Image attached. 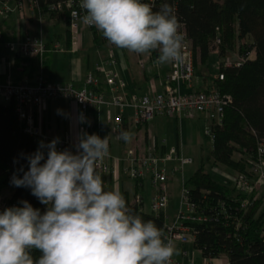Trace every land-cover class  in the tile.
<instances>
[{
    "label": "trees",
    "instance_id": "obj_1",
    "mask_svg": "<svg viewBox=\"0 0 264 264\" xmlns=\"http://www.w3.org/2000/svg\"><path fill=\"white\" fill-rule=\"evenodd\" d=\"M35 1L40 9V15L34 16L35 19L53 21L55 28L63 27L65 46L69 49V10L64 6L68 0ZM164 3L175 9L191 42L193 88L205 92L213 90L220 95H228L231 99L224 108L221 125L213 128L214 138L206 155V163L226 167L233 171L232 174L247 173V157L235 160L234 154L253 155L258 143L264 141V0H156L153 9L159 10ZM53 5L62 6L58 11H50ZM12 16L1 22L10 26L9 19ZM89 31L94 44L107 41L96 27L89 28ZM2 36L4 38L0 42H5V33ZM57 37L61 35L57 34L56 39L46 42L49 50L58 42ZM246 39L251 41L250 45L246 44ZM236 44L243 58L239 66L227 67L223 60L216 77L196 69V58L199 64L210 67L212 52H216L219 58H224L225 53L232 51ZM51 52L45 54L44 69ZM250 52L254 53L251 59L248 57ZM33 60L36 59L15 56V66L19 73H27L29 79L34 76L28 68ZM219 75L223 77L222 80ZM90 114L91 119L88 118L84 132L99 135L97 112L93 109ZM39 145V140L24 131L14 102H0V195L4 190H10L9 202L23 206L20 202L26 200L43 214L47 206L32 195L30 188L16 187L11 183L13 174L23 177V172L19 169L23 167L24 171L28 170L27 156L36 152ZM203 165L204 163L184 182L188 200L207 216L206 221L185 223L193 234V248L200 252L203 259L225 256L228 264H264V240L261 237L264 231L262 186L249 197H255V200L246 212H238L237 218L241 225L236 229L231 219H224L228 212H225L220 203L224 202V208H228L232 200L238 204L245 196L236 193L232 186L213 180L204 171ZM123 196L127 206L135 214L145 221H154L164 231L163 218L140 211L137 206L129 204L126 193ZM32 255L38 258L41 253L33 250Z\"/></svg>",
    "mask_w": 264,
    "mask_h": 264
},
{
    "label": "clouds",
    "instance_id": "obj_2",
    "mask_svg": "<svg viewBox=\"0 0 264 264\" xmlns=\"http://www.w3.org/2000/svg\"><path fill=\"white\" fill-rule=\"evenodd\" d=\"M79 7L86 14L72 18L117 48L158 52V65L183 62L185 37L170 4L154 10L144 0H81ZM80 122H87L83 115ZM119 138L129 142L132 133ZM58 143L41 141L27 156L28 170L19 169L23 177L13 174L11 183L30 188L47 209L41 214L25 200L0 211V264H171L179 249L162 229L135 214L120 191L106 189L99 162L109 155L108 136L81 131L75 153Z\"/></svg>",
    "mask_w": 264,
    "mask_h": 264
},
{
    "label": "built area",
    "instance_id": "obj_3",
    "mask_svg": "<svg viewBox=\"0 0 264 264\" xmlns=\"http://www.w3.org/2000/svg\"><path fill=\"white\" fill-rule=\"evenodd\" d=\"M155 1L144 0L152 6ZM80 2L81 0H68L64 4L69 10L70 46L67 51L73 55L76 54L75 33L78 29V23L82 22L79 17L86 14L84 10L80 9ZM61 6L53 5L50 7V11H58ZM73 13H79V17L73 19ZM13 14L36 16L37 14L40 15V9L35 0H0V18L5 19ZM39 21L42 22L43 19L39 18ZM85 26L88 29L95 27ZM180 30L185 37L182 49L183 62L168 64L164 71L161 89L157 90L154 85H151L150 91L143 95L127 93L126 82L116 69L112 49H108L103 62L84 77L81 87H75L72 83L49 82L44 69L45 54L48 51H61L62 49L58 45H53L49 50L41 31L38 35L21 31L14 40L5 43L6 48L16 57L38 60L39 71L34 74L33 81L25 79L19 84L0 83V99L13 101L24 131L44 143L49 138L43 133L41 125L37 122L36 111L42 110L49 100H68L76 104L79 111V133L84 131L87 123H81L80 116L83 115L88 121L90 112L93 109L98 111L102 105L112 107L117 112L113 122V132L115 133L120 132L124 113L127 110L133 113L132 121L136 126L143 125L155 117L173 118L182 115L186 118H192L195 114H200L206 119L204 135L212 143L213 128L221 125L224 108L227 107L231 99L230 96L220 95L213 90L205 92L193 88L192 46L182 25ZM0 36H2V29H0ZM135 55L137 56V65L144 68V65L151 61V57H156L157 60L158 52L135 53ZM242 61L243 58L232 63L225 62L224 65L227 67L239 66ZM222 78L219 75V79L222 80ZM153 141H151V148L145 152H140L136 147L130 148L126 151L124 158L119 160L124 163V175L132 180L135 189L129 204L137 206L144 213L163 218L164 237L171 240L172 243L186 244L190 242L192 244L193 234L190 227L185 223L206 221L207 216L203 211L198 210L193 202L188 200V191L184 187L185 181H183L179 209L174 216L168 217L166 209L169 198L166 186L169 175L177 172L182 173L184 167L191 165L193 160L182 156L179 147H170L168 150L155 152ZM74 144L71 136L67 135L59 140L57 149H69L75 153ZM109 160L110 155L99 162V170L104 182L112 172ZM246 161L247 173H237L231 177V180L229 179L235 192L244 195L245 198L238 204L232 200L228 204V208H224V202L220 203L225 212H228L224 219H231L236 229L241 225L237 218L238 212H246L255 200V197L251 199L249 197L261 186L264 195V141L258 143L255 153L247 156ZM145 181L148 182L152 190L148 204L149 212L143 210L144 199L141 189ZM8 198L9 196L0 195V211L8 207H22L18 203L9 202ZM261 237L264 240V231L261 233ZM182 256H186V253L182 252ZM171 264H228V261L225 256L206 258L202 262L192 260L183 262L172 257Z\"/></svg>",
    "mask_w": 264,
    "mask_h": 264
},
{
    "label": "crops",
    "instance_id": "obj_4",
    "mask_svg": "<svg viewBox=\"0 0 264 264\" xmlns=\"http://www.w3.org/2000/svg\"><path fill=\"white\" fill-rule=\"evenodd\" d=\"M9 24L10 26H5L3 28V33H5V36L8 37H11L13 33L17 35L21 31H27L33 35H38L41 31L44 34L46 42H51L52 39H56L57 34L61 35V37H57V39L59 40L58 42H55L54 45H58L60 48H64L61 51H53L49 53V56L47 58L45 74L47 79L51 83H72L75 87L79 88L82 86L84 77L88 73L93 72L95 68L104 60V58L101 56V59L98 62L96 60L94 66H92V68H89V56L84 57V62L86 63V65H84V67H86V74L80 75L77 69L73 68L72 66L69 67L64 65L63 63H60V60L62 61V59L53 56L56 53L62 54L64 56L67 54H71L67 51L68 48L65 46L66 43L64 42L65 40L63 36V27L55 28L53 25V21L43 20L42 22H40L39 20H36L34 16L29 14H25V16L13 14V16L9 19ZM6 42L7 41L0 42V44H2L6 48ZM6 50L9 51L7 48ZM119 62L120 65L119 67L117 66L116 69L119 71L126 82V91L128 94H147L150 91L151 85H154L157 90L161 89L163 74L168 64L158 65L156 63V57H154L150 62L147 63L150 66L149 72H146L144 69L143 71L139 70V67L137 65V56L135 55V53L130 52L126 49H120L118 53L117 65ZM32 63L33 61L30 62V66L28 68L33 72V74H36L33 71ZM37 64H39L38 61ZM25 79H29L28 75L27 73L24 75H21L19 73L17 67L15 66V56L10 51L9 54H0V83L19 84ZM29 80L33 81V78ZM107 111L108 112H106L104 108H100L98 111H96L99 136L101 138L108 136L109 139V161L112 172L105 179L106 189L118 190L122 193V195L126 193L130 201L132 196L129 190L131 189H127L125 187V180L127 179V177L123 172L124 163L119 160H122L124 158L126 151L130 148L136 147L140 152H145L146 150L151 148L152 140H154L153 142L155 143V147H153L155 152H162L164 150H168L170 147L180 148L181 144L179 137L181 133L179 127L181 128L180 123L183 116L180 115L172 118L175 122H177L179 126L176 129L175 142L169 143L166 136L168 134H165L164 131L160 130L159 128V126L164 123V119L162 120V118L167 119L166 117H155L151 121L143 125L136 126L132 121L133 113L130 110H127L124 113L122 130L131 132L132 139L129 142H125L124 140L119 138L120 132H113V122L117 114L116 110L110 107L107 109ZM78 115V107L74 102L68 100H49L46 102L42 110H37V122L41 125L43 133L46 134L49 138L48 141L45 142V145H47L57 137L59 138V140H62L67 135L71 136L73 142L76 143V137L80 134ZM89 119H91V114H89ZM107 121H109L110 124ZM44 151L47 153L46 148L44 149ZM130 183V186L132 187L133 183L131 181ZM166 188L168 187L166 186ZM171 209L172 207L169 206L168 202L166 215L170 218L175 214V211L172 212ZM173 245L176 246L179 245V243L175 242L173 243ZM182 252L185 251L180 248V257H183ZM196 252L198 251L196 250ZM185 253L187 255V252ZM198 254L200 253L198 252Z\"/></svg>",
    "mask_w": 264,
    "mask_h": 264
},
{
    "label": "rangeland",
    "instance_id": "obj_5",
    "mask_svg": "<svg viewBox=\"0 0 264 264\" xmlns=\"http://www.w3.org/2000/svg\"><path fill=\"white\" fill-rule=\"evenodd\" d=\"M1 21L2 19L0 18V29H2V33H3L4 31L3 28L7 25L6 23H2ZM20 33L21 32H19L17 35H19ZM17 35L13 33L11 37L5 36L6 40L4 41L8 42L10 40H14ZM75 36H76V55L67 54L64 56L62 54L56 53L53 56L61 58L62 61L60 60V63H63L64 65L69 66V67L72 66L73 68L77 69L80 75L86 74V67H84L86 63L84 62V57L89 56V60H90L89 68H92L96 60L98 62L101 59V56L103 58H106L107 50L112 49L114 53V58L116 61V68L117 66L119 67L120 62L117 65V59H118V53L120 49L110 44L108 41L106 42L100 41L97 45L94 44L92 42L89 29L82 22L78 23V29L75 33ZM3 38L4 36H0V39H3ZM250 43L251 41L249 39H246V44L250 45ZM63 48L64 47H62L61 49ZM239 51L240 50H239L238 44H236L235 48L232 51L225 53L224 58H219L216 52H212L209 58L210 63H211L210 67H208L207 65L203 66L199 64L198 58H196V61H197L196 69L199 72L201 71L203 73H206L208 75L210 74L216 77V72L223 60L225 62L232 63V62H236L242 59L241 55L239 54ZM0 54H9V51H7L6 48L2 44H0ZM248 57L250 59L253 58L254 53L250 52ZM32 64H33V71L37 74L39 71L37 60H33ZM143 69L146 72H149L150 66L146 63L144 65V68L139 67V70L143 71ZM0 102L4 103L6 101L3 99H0ZM100 108H104L106 112H108L107 109L110 107L102 105L99 107V109ZM166 118L167 119L162 118V120L164 119L163 120L164 123L161 124L159 128L160 130L164 131L165 134H168L166 135L167 141L169 143H173L175 142V133L179 125L171 117H166ZM107 122L109 123V121ZM180 124H181V128L179 127V130L181 133L179 137L180 144H181L180 151L182 153V156L192 159L193 163L191 165L185 166L182 173L177 172L172 175H169V181L167 183L168 188H166V191H167L168 198H169L168 200L169 206L172 207L171 209L172 212L174 211L176 212L179 209V202L181 198L183 181L187 180L199 167H201V164L204 163L203 165L204 171L207 172L213 178V180L217 181L218 183H222V184L225 183L226 185L232 186V183L230 181L231 177L237 174V173L232 174L233 171L226 167H223V166L215 167V166H212L211 163H206V155L208 154L210 150L211 143L204 135V126L206 124V119L203 117V115L195 114L192 118H186L184 116ZM242 157L245 159V157L247 156L241 153L234 154L235 160L242 158ZM127 179L125 180V184H126L125 187L127 189H131L129 190V192L131 193V196H132L135 189L133 185L132 187L130 186L131 184L130 181L132 182V180L130 179L127 180ZM141 192L143 194V199H144L143 210L145 212H149L148 204H149L150 195L152 193V190L147 181L144 182ZM10 194H11L10 190L3 191L4 196L8 197ZM174 247H176L179 250L180 248H182L185 252H187V255L183 257H180L179 255H174L173 258H175L176 260H182L183 262H188L190 260L196 261V262L203 261V258L200 256V254H198V252H196V250H194L190 242L186 244H179Z\"/></svg>",
    "mask_w": 264,
    "mask_h": 264
}]
</instances>
